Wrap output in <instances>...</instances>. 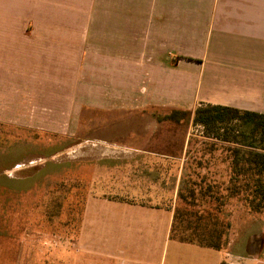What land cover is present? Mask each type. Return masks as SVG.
Wrapping results in <instances>:
<instances>
[{"label":"rangeland","instance_id":"1","mask_svg":"<svg viewBox=\"0 0 264 264\" xmlns=\"http://www.w3.org/2000/svg\"><path fill=\"white\" fill-rule=\"evenodd\" d=\"M19 50L25 59L28 49ZM47 56L51 77L37 80L36 88L25 81L14 111H2L10 107L9 91L0 89V264H139L151 241L138 240L136 258L114 232L129 203H158L173 216L177 208L202 212L204 222H218L229 244L249 229L255 215L241 195L229 198L226 191L228 154L221 146L210 149L191 111L174 121L167 117L175 109L137 95L132 100L145 103L141 109H111L106 89L93 83L92 59H77L74 48H53ZM184 152L176 190L179 162L160 155ZM194 182L195 208L180 198ZM209 184L216 187L202 198L200 188ZM222 221L230 227L224 230ZM162 242L151 245L152 264L207 262L196 254L198 246Z\"/></svg>","mask_w":264,"mask_h":264},{"label":"crops","instance_id":"2","mask_svg":"<svg viewBox=\"0 0 264 264\" xmlns=\"http://www.w3.org/2000/svg\"><path fill=\"white\" fill-rule=\"evenodd\" d=\"M20 48L28 49L25 59ZM53 48L92 59L93 83L106 89L111 109H141L145 103L132 100L137 95L192 113L202 103L264 112V0H0V89L9 91L10 103L2 111L19 105L25 81L36 88L51 77L46 52ZM36 49L43 51L37 56ZM160 156L179 162L177 190L186 152ZM123 207V226L114 232L133 257L141 239L183 243L170 238L172 210L158 203ZM248 223L225 250L191 245L204 264H264V212ZM151 245L139 264H152Z\"/></svg>","mask_w":264,"mask_h":264},{"label":"trees","instance_id":"3","mask_svg":"<svg viewBox=\"0 0 264 264\" xmlns=\"http://www.w3.org/2000/svg\"><path fill=\"white\" fill-rule=\"evenodd\" d=\"M186 112L173 110L167 118L178 121L176 114ZM193 124L203 129L202 135L208 140L206 144L211 150L221 146L228 154V197L241 195L240 201L249 213L261 215L264 212V112L202 103L193 113ZM202 181H206V177H202ZM193 185L190 188L187 185V194L181 192L180 198L186 205L195 208L198 195L195 186L198 183L194 182ZM215 187L216 185L210 184L205 188L201 186V197H206ZM222 206L218 205L214 209L219 211ZM193 214L195 217H191ZM218 225L216 221L204 222L202 212L191 209L188 213L186 209L177 208L170 238L201 247L225 250L229 237ZM221 226L225 230L230 227V223L222 221Z\"/></svg>","mask_w":264,"mask_h":264}]
</instances>
